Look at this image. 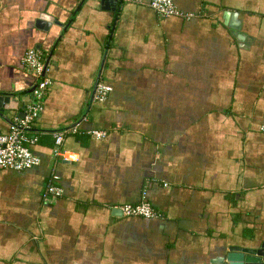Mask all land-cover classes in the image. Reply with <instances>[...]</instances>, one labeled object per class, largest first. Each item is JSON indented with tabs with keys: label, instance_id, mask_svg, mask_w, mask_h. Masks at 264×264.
Here are the masks:
<instances>
[{
	"label": "crops",
	"instance_id": "0c3cea01",
	"mask_svg": "<svg viewBox=\"0 0 264 264\" xmlns=\"http://www.w3.org/2000/svg\"><path fill=\"white\" fill-rule=\"evenodd\" d=\"M148 2L0 0V133L31 99L28 49L50 80L39 165L0 170V264H205L264 241V0ZM142 200L160 217L112 208Z\"/></svg>",
	"mask_w": 264,
	"mask_h": 264
},
{
	"label": "built area",
	"instance_id": "2783aa9c",
	"mask_svg": "<svg viewBox=\"0 0 264 264\" xmlns=\"http://www.w3.org/2000/svg\"><path fill=\"white\" fill-rule=\"evenodd\" d=\"M128 3L141 4L143 0H124ZM148 6L163 17L183 16L190 17L189 13H182L176 8L172 0H149ZM42 54L36 49H28L22 58L23 66L26 68L33 80V90L30 102L26 106L25 115L22 120L12 122L9 131L0 133V170L11 169L21 171L39 165L40 159L34 155L29 146L36 139L22 133L37 117L42 109V103L50 86V80L45 75V65L41 58ZM111 88L104 84H97L93 97L98 101H104ZM264 133V125L260 127ZM89 134L95 138H103L105 131L92 130ZM62 140V133L56 136V141ZM62 193V189L53 180L46 185L43 192L44 199L48 202L54 201ZM119 210L126 217H141L144 219L159 218L160 214L145 200L137 204H123L112 207Z\"/></svg>",
	"mask_w": 264,
	"mask_h": 264
},
{
	"label": "water",
	"instance_id": "95a60500",
	"mask_svg": "<svg viewBox=\"0 0 264 264\" xmlns=\"http://www.w3.org/2000/svg\"><path fill=\"white\" fill-rule=\"evenodd\" d=\"M15 107L16 103L10 100L9 95L0 94V117L4 118V109ZM117 212L120 214L119 210ZM205 264H264V241L257 247L231 246L223 255L211 259Z\"/></svg>",
	"mask_w": 264,
	"mask_h": 264
},
{
	"label": "trees",
	"instance_id": "16d2710c",
	"mask_svg": "<svg viewBox=\"0 0 264 264\" xmlns=\"http://www.w3.org/2000/svg\"><path fill=\"white\" fill-rule=\"evenodd\" d=\"M41 58L43 59V57L41 56ZM30 96V98L32 97V94H30L29 95ZM25 110H26V107H25ZM22 133L23 134H25V135H27V136H29V137H33V138H35L36 140H39V135H38V133L35 131L34 132V129H33V125H29L27 128H24L23 130H22ZM38 137V138H37ZM34 141L33 143H37V141ZM50 140V139H49ZM56 139H55V137H53V139H51V141H55ZM39 142V141H38ZM30 147V146H29ZM50 182V181H49ZM49 182L47 183V184H49Z\"/></svg>",
	"mask_w": 264,
	"mask_h": 264
}]
</instances>
